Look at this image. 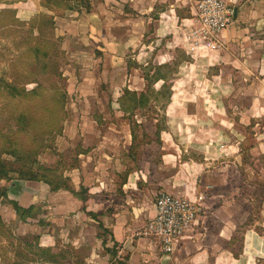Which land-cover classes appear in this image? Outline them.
Returning <instances> with one entry per match:
<instances>
[{
    "label": "crops",
    "instance_id": "1",
    "mask_svg": "<svg viewBox=\"0 0 264 264\" xmlns=\"http://www.w3.org/2000/svg\"><path fill=\"white\" fill-rule=\"evenodd\" d=\"M190 1L92 0L90 12L84 9L75 11L72 16L76 19L65 24L64 31L78 38V44L89 38L98 42L96 50L103 52L104 65H110L113 71L127 66V52L133 50V60L137 63L135 68L143 71L147 88V75L150 74L151 78L156 71L154 67L172 64L178 52L187 57L192 56L193 61L184 60L179 64L175 79L168 85L172 91L179 89L187 93L193 89L212 88L214 99L208 103L201 98H177L173 94L164 111L169 136L172 139L175 137L172 126L175 117L183 122L199 117V120L211 123L215 128L214 134L220 140H225L223 151L220 148L222 140L214 147V165L217 170L230 168L232 173L238 171L242 164L240 137L244 135L236 133L230 123L232 125V122L236 124L240 121L246 126L256 123L253 132L257 133L252 134L255 144L249 151L252 165L247 168L259 171L254 173L253 170L248 181L251 180L249 184L253 187L264 186V0H232L236 3L234 11L237 10V13L232 24L220 34L219 46L207 50L205 46L197 45L198 50L194 53H190L188 48V29L192 23L188 17ZM39 10L45 11L40 3ZM157 83L152 85L156 92L165 84L163 82V85L157 87ZM124 88L118 90L117 103L124 113L120 112L118 116L126 118L128 114L122 107L125 91L136 90L133 92L140 94L146 90L140 86L135 89ZM78 90L81 98L90 100L92 93H87L88 85L85 81ZM242 101L246 103L243 112L240 110ZM152 102L151 99L150 106ZM89 116L94 123L101 120L100 117ZM88 117L83 119L79 116V119L87 121ZM79 122L76 121L77 127L80 126ZM260 122L263 124L260 125ZM223 125L229 126V129L224 130L221 128ZM257 126H260L259 130ZM131 134L135 140L133 131ZM227 135L236 142L228 140ZM92 138L95 139V136H86V151L79 156V167L65 177L69 180L67 189L59 188L55 191L46 181L25 180L16 173H12L9 181L0 183V187L7 189V199L0 200L3 223L7 225L2 208H6L13 220L18 218L22 223L37 221L39 231L36 250H48L51 254L57 252L60 237L56 227L46 224L44 219L45 211H49L53 222L58 220L66 224L65 220L71 221V254L81 250L83 245L92 246L86 248V264H105L110 261L108 251L113 247L108 240L105 247L107 253L104 252V240L98 237L99 226L109 231L118 250L128 251L137 264H264V206L261 207V218L241 232L240 242L235 245L233 239L239 235L241 220L231 209L234 195L228 198L223 194L226 186L233 184V181L223 177L222 172H214L215 181H194V175L204 173L205 166L199 164L194 169L189 168L192 165L188 166V172L186 167L179 181H143L138 171L124 174L123 180L119 181V174L123 176L124 171L120 172L118 168L122 167V163L125 167L127 156L105 154L103 146L108 144L107 136L90 145ZM164 148L167 150V143ZM180 150L182 154L185 147ZM164 160L163 166L168 168L172 157L165 156ZM249 172L246 170V174ZM206 189H216L213 193L216 200L213 206L207 205L210 211H201V223L185 233L176 253H160L156 240L132 238L134 223L139 219L145 220V227L154 218V203L158 192L196 200ZM10 202L28 210V213L23 217V213L17 212ZM94 242L101 245L97 247ZM53 256L49 261L43 258L30 260L26 264H60L55 260L56 255Z\"/></svg>",
    "mask_w": 264,
    "mask_h": 264
},
{
    "label": "rangeland",
    "instance_id": "2",
    "mask_svg": "<svg viewBox=\"0 0 264 264\" xmlns=\"http://www.w3.org/2000/svg\"><path fill=\"white\" fill-rule=\"evenodd\" d=\"M198 1L191 0L189 3L188 17L192 21L188 29L190 53L198 50L197 45H202L196 43V36H194L197 29L194 8ZM222 1L230 7H235L236 3L232 0ZM39 3L41 4L40 0H0V157L15 168L43 175L56 182L58 186L62 184V189L69 187V180L65 177H68L77 166L79 167L81 161L79 156L86 151L85 138L90 135H94L96 139L92 138L90 145L107 136L108 144L103 146L105 154L113 153L117 157L127 156L125 167L122 163V167L118 168V171H124L123 176L119 174V181L123 180L124 174L128 175L132 171H138L143 181H179L186 167L188 172L189 168L194 169L199 164L204 165L206 171L204 169L203 174L194 175V181L197 179L198 181L202 179L215 181L214 172L216 171L222 172V176L228 181H233V184L226 186L223 194H226L228 198L234 195V199L231 200V209L240 218L241 226L239 235L233 241L235 245L236 242H240L241 232L261 218V207L264 206V186L253 187L249 184L251 180L248 181L253 170L254 173L259 171L255 168L252 170L247 168L252 165V156L249 151L255 144L252 134L257 133V131L253 132L256 123L249 126L240 121L236 124L232 122V125L230 123V127L236 133L244 135L240 137L242 164L238 171L231 173L230 168L224 171L217 170V166L214 165V147L222 140L220 148L223 151L225 140L223 138L220 140V137L214 134L215 128L211 123H205L204 120H199V117H194L188 120L189 122H183L182 119L175 117L172 125L175 133L174 140L169 136L164 111L170 100L167 102L164 97L151 95L149 91L150 97L153 96L151 106L138 107L133 115L127 112L126 118L118 116L121 112L117 103L119 89L125 90V86L135 89L140 86L146 90L145 92L150 90L143 80V71L135 68L137 67V63L133 60L135 52L133 50L127 52L126 67L113 71L110 65H104L103 52L96 50L95 46L98 42L89 38L85 41L81 40L78 44V38L64 31L65 24L76 19L72 16L76 10L62 7L53 9V12L47 9L40 12ZM41 14L53 15L54 25L53 29L42 30L35 46L32 35H38L37 27L40 24L37 18ZM219 39L220 35L218 41ZM33 47L37 49L35 50L37 52L31 50ZM205 47L208 48L207 50H212L211 47L206 45ZM77 52L80 54L77 55ZM191 57L178 52L172 64L156 66L154 69L167 75L171 72L168 85L175 79L176 75L173 72H177L179 64H182L184 60L193 61ZM167 66L171 69H167ZM83 81L88 85L87 93H92L89 101H85V97L81 98V92L78 90ZM7 85H10V88ZM161 85L163 81L157 83V87ZM11 88L16 89L15 97L9 95ZM94 90L96 91L93 94ZM173 94L177 98H201L208 103H212L214 99L212 88L210 90L193 89L188 93L171 89V96ZM155 96L158 100L154 99ZM113 102L114 105H112ZM240 106L243 112L246 106L245 101H242ZM121 114L124 115L122 112ZM89 115L100 117L101 120L94 123ZM79 116L83 119L89 117L87 121H81ZM237 117L239 120V113ZM77 120L80 121L78 127ZM221 128L228 130L229 126L223 125ZM257 129L259 130L260 126H257ZM132 131L135 140L132 138ZM227 139L236 142L228 135ZM166 143L167 150L164 148ZM182 147H185V151L181 154ZM165 156L172 157L168 168L163 166ZM260 160L263 161V158L261 157ZM190 165L192 166L188 168ZM246 170L250 172L246 174ZM13 177L16 176L13 175ZM234 181L237 182L236 185ZM215 192L216 189H206L196 199L197 201L184 196L194 203L195 209L198 207L197 223L192 229L197 228L201 223V211H210L207 205L213 206L216 200L213 198ZM161 193L168 192H158L155 201ZM1 210L8 225L6 228L0 227L1 263L26 264L30 260L43 258L49 261L54 253L48 257L36 250L38 222L30 220L28 223H22L18 218L13 220L6 208ZM45 213L46 224L56 227L60 237L57 252L54 254L57 263L86 264L84 260L88 253L86 248L92 246L83 245L81 250L71 254L69 231L71 221L65 220L66 224L58 220L53 222L50 212L45 211ZM153 219H150L145 227H143L145 220L139 219L137 223H134L131 234L133 239L139 237L156 240L161 253L159 240L147 229ZM99 229L98 237L104 240V252L107 253L105 247L108 240L113 247L108 251L110 261L105 264H137L128 251L118 250L117 244L111 240L112 234L108 233L109 231L101 226ZM182 238L175 242V250L170 255L178 251ZM94 245L99 247L101 244L94 242Z\"/></svg>",
    "mask_w": 264,
    "mask_h": 264
},
{
    "label": "built area",
    "instance_id": "3",
    "mask_svg": "<svg viewBox=\"0 0 264 264\" xmlns=\"http://www.w3.org/2000/svg\"><path fill=\"white\" fill-rule=\"evenodd\" d=\"M194 10V20L197 24L194 34L196 43L212 49L217 48L218 36L234 20V8L222 0H199ZM197 209L190 200L168 193H161L156 198V215L147 229L159 240L161 253L174 252L175 242H178L189 229L196 225Z\"/></svg>",
    "mask_w": 264,
    "mask_h": 264
},
{
    "label": "trees",
    "instance_id": "4",
    "mask_svg": "<svg viewBox=\"0 0 264 264\" xmlns=\"http://www.w3.org/2000/svg\"><path fill=\"white\" fill-rule=\"evenodd\" d=\"M40 1H41L42 7L44 9H47L50 12H53V9L54 10L60 9L62 7L68 10H76V11H79V9H84L86 12H89L91 10V0H40ZM72 2H74V4ZM50 3H52V5H50ZM73 5H76V6H73ZM37 19L39 20L38 23L40 24V26L37 27L38 35H32V38L35 42V46L37 45L40 39L42 30L46 28L53 29V25H54L53 15L41 14L39 15ZM34 47L31 50L34 52H37L35 51L37 49H34ZM166 68L171 69V67L169 66H167ZM169 74L167 75L165 73H161V71L160 70L158 71V69L155 71L153 75H151V78H150V74H148L147 75V80L149 81L148 89L150 90H148L147 92L139 94L138 92H133L127 89L125 91V95L123 96V102H122L123 110L125 112L131 113L132 115L135 114L136 108L146 107L150 104V101L153 97V96L150 97V94L162 96L165 99H167V102H168L171 98V87L167 85ZM173 74L175 75L176 73L173 72ZM160 81H163L165 84L162 86V88L158 92H156L154 89H152V85L155 82H160ZM7 87L10 88V85H7ZM14 90L16 92V89L11 88V92H9V95L12 97H15L17 95L14 93ZM149 91H150V94H149ZM163 95H166V96H163ZM154 99L158 100L156 96L154 97ZM12 173L19 174L20 178L29 180V181H38V180L46 181L55 191L61 188V186L60 185L58 186L57 183L54 182L53 180H49L47 177L43 175H38V173H35L32 171L15 168L14 165L8 163L5 159L0 157V183L2 181H9L11 179ZM4 199H7V189L0 187V200H4ZM10 204L13 206V208L17 212L23 213L22 214L23 217H24V214L28 213V210L22 209L16 203L10 202ZM0 227L6 228V225L3 223L1 216H0ZM38 251L42 253L43 255L45 254L48 255V257L51 256L50 255L51 252L48 250L45 251V250L39 249ZM45 260L47 261V258H45ZM49 260H52V256L49 258Z\"/></svg>",
    "mask_w": 264,
    "mask_h": 264
},
{
    "label": "water",
    "instance_id": "5",
    "mask_svg": "<svg viewBox=\"0 0 264 264\" xmlns=\"http://www.w3.org/2000/svg\"><path fill=\"white\" fill-rule=\"evenodd\" d=\"M234 12H235L234 14L236 15V13H237V10H235Z\"/></svg>",
    "mask_w": 264,
    "mask_h": 264
}]
</instances>
